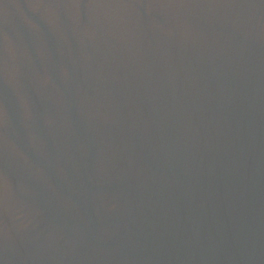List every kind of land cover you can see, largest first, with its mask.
<instances>
[{
  "label": "water",
  "instance_id": "95a60500",
  "mask_svg": "<svg viewBox=\"0 0 264 264\" xmlns=\"http://www.w3.org/2000/svg\"><path fill=\"white\" fill-rule=\"evenodd\" d=\"M0 264H264V0H0Z\"/></svg>",
  "mask_w": 264,
  "mask_h": 264
}]
</instances>
